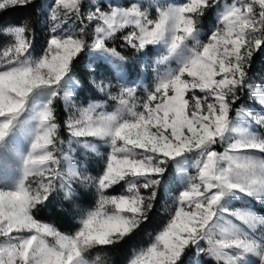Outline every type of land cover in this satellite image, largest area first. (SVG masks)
I'll list each match as a JSON object with an SVG mask.
<instances>
[{
  "label": "snow or ice",
  "instance_id": "6c2138e0",
  "mask_svg": "<svg viewBox=\"0 0 264 264\" xmlns=\"http://www.w3.org/2000/svg\"><path fill=\"white\" fill-rule=\"evenodd\" d=\"M35 6L36 0H0V41L8 42L0 51V152L14 134L25 144L15 151L16 175L0 176V264H88L89 250L119 246L149 222L173 166L174 207L127 264H185L189 255L213 264H264V217L229 208L243 199L264 205V79L250 76L264 54V0H49L40 5L47 35L39 46L29 19H3ZM118 42L139 56L162 45L166 54L156 63L176 66L158 73L141 100L136 65ZM93 54L110 58L115 78L124 81L111 97L112 112L77 105L66 90L80 84L78 65L107 71ZM90 83L101 92L113 86L95 75ZM61 98L68 107L58 122L54 102ZM89 170L97 175H85ZM121 185L125 191L109 194ZM81 186L93 188L96 199L79 210L74 232L37 218L61 195L70 203L89 195Z\"/></svg>",
  "mask_w": 264,
  "mask_h": 264
},
{
  "label": "rangeland",
  "instance_id": "374dc122",
  "mask_svg": "<svg viewBox=\"0 0 264 264\" xmlns=\"http://www.w3.org/2000/svg\"><path fill=\"white\" fill-rule=\"evenodd\" d=\"M46 1L49 2V0H43L42 2L46 3ZM114 3H122V0H113ZM146 3H161V4H169L173 3V0H146ZM259 10L257 5V11ZM154 15V13H153ZM45 17L43 19V29H39L37 32L38 35V46L39 44H42L46 38L47 32L45 27ZM214 21V15L210 16L208 20L205 21L204 28H202V31H205L207 27ZM119 43H116L115 46H117L118 50L122 52V54L129 57L128 64H135L136 65V72L133 73L134 76V85L137 87V95L138 98L141 100L143 99L145 95V89H151V87L154 84L155 78L157 74H163L166 72L169 68H174L176 66L175 60H169L163 64H157L156 61L166 54L165 48L160 46H154L149 49L148 55L146 56H139L134 55L132 50L130 49H120ZM111 46V42H110ZM92 58H97V54H93ZM97 62L101 63L103 68H105L107 71L99 74H94L91 72H88L87 69L84 67V64L78 65V73L75 74V78L80 81L79 86L73 88L72 86H68L66 90L72 92V98L74 102L77 105L81 106H87V103H97L101 105L100 111L104 112H112L116 109L117 103L111 99L112 96L117 95L120 85L124 83L122 80H117L115 78V73L112 72V66L110 63V58L106 57H98ZM86 63V62H85ZM112 72L111 77L108 76V73ZM95 75L97 83L103 81L105 84L108 83V79H111L112 82V88L107 89L104 92L99 91L98 88L93 86L90 83V77ZM264 79V71L260 73L258 78L255 81H260ZM91 88L92 91H89L88 89ZM93 93H95V96H93ZM63 96V92H61V97ZM56 107V114L59 117L66 113L68 105L66 102L61 98L54 102ZM253 111H257V109L254 107ZM33 112L29 111L25 115L26 120V127L32 128L35 126V120L32 119ZM256 131H260L259 129H256ZM61 138L64 139L65 143L63 145L65 150H69L70 146L68 144V137L66 134V131L61 128L60 130ZM23 137L19 136L18 134H14L9 138V147L0 152V176L6 177L9 180H11L18 171V160L15 156V151L17 149L25 147V144L22 142ZM226 146V145H225ZM106 146H104L102 143L98 144L99 151L103 152ZM218 151H222L223 147L217 146ZM255 155L260 156V154L255 153ZM73 156L75 158V152H73ZM264 158V157H261ZM195 157H192L189 160V172L191 174H194V170L191 169L190 165L194 161ZM97 175V171L95 170H89L85 172V175ZM165 182L168 192L173 196L178 191V183L179 178L178 174L176 173L175 167H170L167 175L165 176ZM86 188L85 186H81L80 189ZM126 186H117L115 192H109V194H119L125 191ZM95 192V190H94ZM173 192L174 194H172ZM62 198V195L59 196ZM57 197L56 199H58ZM96 199V197H95ZM95 205V201L93 202V205L88 207L91 208ZM86 208V209H88ZM230 210L236 211V210H253L255 213L259 214L260 216L264 217V205H261L260 203L250 201L247 199L243 200H235L233 203L229 205ZM84 209V210H86ZM229 219H232L234 223L240 224L239 221H235L234 217H228ZM78 220H76L74 227L72 228L71 232H74L76 230V227H78ZM261 231H264L262 229ZM259 235V233H257ZM207 258V257H203ZM197 261H199V264H204L201 260V257H197L195 255H189L186 259L185 264H197ZM127 264V263H126Z\"/></svg>",
  "mask_w": 264,
  "mask_h": 264
},
{
  "label": "trees",
  "instance_id": "16d2710c",
  "mask_svg": "<svg viewBox=\"0 0 264 264\" xmlns=\"http://www.w3.org/2000/svg\"><path fill=\"white\" fill-rule=\"evenodd\" d=\"M43 0H36L35 7L17 9L3 17L9 22H20L29 19L37 27V30L43 29L44 12L41 11L40 5L44 4ZM48 1H46L47 3ZM6 41H0V51L7 46ZM264 71V54L256 57L252 66L250 76L254 81L261 72ZM81 192L89 193L81 200L75 203L64 201L59 197L54 199L46 208L37 213V218L42 222L54 224L59 230L65 233L72 231L76 220L79 218V210L86 209L93 205L95 201V192L93 188L86 187L80 189ZM170 192V191H169ZM166 187V182L161 186L159 198L156 202L155 210L150 214V220L142 229L130 240L113 248H96L86 253L85 259L88 264H126L131 257L133 249H138L142 245L150 242L155 231L158 230L168 217L169 210L174 207L172 195ZM174 194L173 192H171ZM204 264H213L209 258H201ZM186 262V261H185Z\"/></svg>",
  "mask_w": 264,
  "mask_h": 264
}]
</instances>
